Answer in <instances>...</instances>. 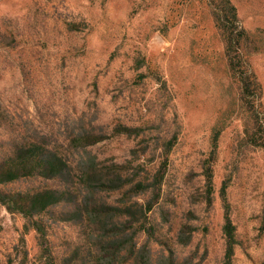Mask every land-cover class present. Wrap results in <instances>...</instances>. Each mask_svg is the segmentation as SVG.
I'll use <instances>...</instances> for the list:
<instances>
[{
  "label": "rangeland",
  "instance_id": "rangeland-1",
  "mask_svg": "<svg viewBox=\"0 0 264 264\" xmlns=\"http://www.w3.org/2000/svg\"><path fill=\"white\" fill-rule=\"evenodd\" d=\"M213 1L0 0V176L28 145L46 154L42 166L58 156L70 170L1 183L0 194L58 193L31 216L58 264H223L227 212L232 264H264V140L231 74ZM231 2L249 35L243 51L262 85L264 125V0ZM96 164L130 181L96 194L116 208L126 240L105 238L81 213L82 194L92 195L84 171ZM158 171L155 199L136 185ZM148 202L146 229L135 234ZM124 207L137 213L119 217ZM40 238L0 200V264H46Z\"/></svg>",
  "mask_w": 264,
  "mask_h": 264
},
{
  "label": "trees",
  "instance_id": "trees-1",
  "mask_svg": "<svg viewBox=\"0 0 264 264\" xmlns=\"http://www.w3.org/2000/svg\"><path fill=\"white\" fill-rule=\"evenodd\" d=\"M213 17L216 23V27L220 30L221 35L225 42L226 57L232 76L239 82L243 100L247 106L248 111L254 116L255 132L260 133L262 140H264V125L257 121L258 112L260 113V106L258 102L262 97V85L258 80L256 73L253 71L250 61L247 55L243 51L245 42L249 40V35L246 30L240 25L238 19L237 8L231 2V0H215L213 1ZM257 123V124H256ZM263 123V122H262ZM264 124V123H263ZM214 149L211 155V160L206 166V177L208 185V193L211 194L213 190L212 178H213V159L215 154L216 144L213 143ZM27 149L20 148L12 151L14 160L6 162L2 167V174L0 176V184L8 181L18 180L23 177L41 175L48 179L62 178L66 174H70V170L62 166V159L55 156L52 160H47V165L42 166L41 159L45 157V153H40L32 146L26 147ZM44 161V160H43ZM40 165V166H39ZM125 170L119 167L104 168L100 164H96L91 170L84 171V180L89 183V191L92 190V195L82 194L80 198V209L82 215L86 216L91 223L95 225L98 232H101L105 238L111 239L115 234L119 232V237L126 240L128 236L129 228H118L114 222V216L116 214V208L112 207L108 202L96 198V194L104 192L108 189L123 190L128 186L130 181L125 179ZM163 171H158L154 174L153 182L145 184V182H139L136 187L141 189L146 194H149L153 198H158L160 184L162 181ZM91 183H94L92 186ZM133 183H131V186ZM130 186V187H131ZM1 193V192H0ZM3 195V193H1ZM0 194V200L10 205H13L19 212L26 215V218L31 220L34 229L40 234V245L46 253V264H58L57 260L53 256L50 250L49 241L46 238V234L42 228V222L31 218L33 215H41L42 212L47 211L58 200L53 199L58 196V193L52 191L37 192L26 197L18 196L17 200L4 198ZM62 193H60L61 195ZM63 199V198H62ZM65 199V198H64ZM82 202V203H81ZM152 204L148 202V205H143L139 211L138 218L134 221L135 225L134 233L142 231L144 223L148 220V213L151 211ZM118 211V209H117ZM136 212H131L130 209L124 207L123 217L126 214L129 216L135 215ZM226 223L224 227L226 236V252L223 264H232L235 246L237 244L236 228L230 217L229 212L226 213ZM147 231V230H146ZM117 237V236H116ZM126 243L131 242L134 245V238L132 235L129 237ZM124 241L119 247L116 255H121L126 251ZM135 250H132V254Z\"/></svg>",
  "mask_w": 264,
  "mask_h": 264
}]
</instances>
